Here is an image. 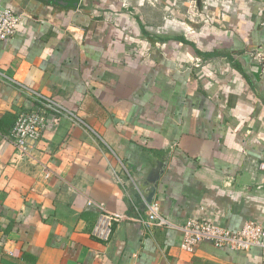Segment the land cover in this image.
<instances>
[{
  "label": "crops",
  "instance_id": "1",
  "mask_svg": "<svg viewBox=\"0 0 264 264\" xmlns=\"http://www.w3.org/2000/svg\"><path fill=\"white\" fill-rule=\"evenodd\" d=\"M4 7L22 16L0 40V264H264V246L185 249L179 229L136 220L157 172L171 223L264 226V0ZM14 81L67 111L46 113L33 159L8 138L35 109ZM97 204L128 217L108 241Z\"/></svg>",
  "mask_w": 264,
  "mask_h": 264
},
{
  "label": "built area",
  "instance_id": "2",
  "mask_svg": "<svg viewBox=\"0 0 264 264\" xmlns=\"http://www.w3.org/2000/svg\"><path fill=\"white\" fill-rule=\"evenodd\" d=\"M21 14L9 8L0 9V40L11 37L21 20ZM20 92L28 95L35 109L21 111L15 118L8 135L20 159H33V154L45 127L46 113L62 115L66 109L53 98L36 91L24 83L14 81ZM264 170V164L262 165ZM99 216L91 228V233L103 241L110 240L115 224L127 219V216L113 213L103 205L97 204ZM136 220L146 229L150 227L177 228L183 233L182 247H191L200 241H211L217 246H228L234 250H247L253 246H264V226L256 221H247L238 231L196 219H189L181 225H175L166 219L160 210V203L152 199L146 203L145 211Z\"/></svg>",
  "mask_w": 264,
  "mask_h": 264
},
{
  "label": "water",
  "instance_id": "3",
  "mask_svg": "<svg viewBox=\"0 0 264 264\" xmlns=\"http://www.w3.org/2000/svg\"><path fill=\"white\" fill-rule=\"evenodd\" d=\"M57 2V1H56ZM168 150H164V151H160V150H156L154 151L155 154H159V155H164L165 153H167ZM153 181L152 184L149 187V190L146 193V196L144 197V201L142 202V206L145 208V204L151 202V200L154 198V193H155V184H156V180L158 179L159 175L157 172L154 173L153 175Z\"/></svg>",
  "mask_w": 264,
  "mask_h": 264
}]
</instances>
